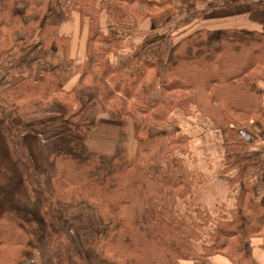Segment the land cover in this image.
I'll list each match as a JSON object with an SVG mask.
<instances>
[{
  "label": "trees",
  "instance_id": "obj_1",
  "mask_svg": "<svg viewBox=\"0 0 264 264\" xmlns=\"http://www.w3.org/2000/svg\"><path fill=\"white\" fill-rule=\"evenodd\" d=\"M214 1L220 2L225 9L238 2ZM60 2L63 3L66 19L59 15V11H52L58 0H0V64L4 57L17 49L23 57L39 49L52 52L63 47L62 42L68 43V38L59 34V27L73 11L89 19L87 45L97 42L112 45L117 41V38L104 36L100 31L99 15L102 11L116 20L104 3L101 2L97 10L96 0ZM195 3L198 4V0ZM210 12L211 9L204 15ZM201 16L203 14L197 17ZM209 33L199 30L176 42L170 54L171 62L165 65L164 81L160 83L155 60L137 56L123 66L109 62L108 58L100 59L103 52L93 46L82 66L66 61L58 71L42 72L38 80L34 71L12 75L11 81L21 79L0 92L4 117L11 121L19 118V112H25L27 108L36 110L42 105H62L64 112L60 118L66 127L64 137H69V151L55 149L48 155L51 167L48 170L38 168L24 137L27 132L35 134L38 130L57 126L43 125L35 131L30 126L21 129L6 124L9 122L0 124V264H25L39 247L36 240L41 236L47 239L53 264H88L69 244V240L51 227L50 220L60 215L61 205H82L91 209V216L99 221L96 227L106 228V234L102 233L103 229L97 230L99 236L92 244L97 249L101 248L99 257L103 261L108 259L112 264H179V261L197 262L216 255L231 262V256L239 253L233 245L247 240L251 243L253 237H257L263 230H258L259 227L264 228V208L256 202H248L244 206L240 204L239 213L234 212L233 219L217 224L210 244L201 252L197 251L194 244L199 240L196 231L200 225L191 217L187 223L183 218L171 216L176 199L174 191L180 189L182 198L191 184L184 177L178 162L169 158V152H164L171 144L162 141L163 137L148 139L150 142L147 145L156 148L153 157L145 160L143 153L139 152L129 163L121 161L117 154L101 155L88 150L85 145L86 136L95 129L93 122L83 118L92 101L99 103L102 110H113L114 106L111 108L109 103L113 101V96H117L120 110L114 109L113 113L118 119L129 116V113L122 114L121 108L146 115L156 107L157 101L152 103L149 100L154 91L163 95L173 90L203 89L211 84L227 83L245 73L253 65V57L264 60V30L248 34L230 29L214 38H208ZM20 42L24 47L18 45ZM91 67L95 68V74L90 71ZM74 71L81 73L76 87L84 82L89 71L94 78L92 85H97L92 90L94 98L85 103L78 95L85 88L71 91L69 94H74V98L70 103L57 100L59 94L67 97L68 93L63 92V88L68 75ZM25 99L29 106L20 104ZM102 102L108 104L103 106ZM157 115H152L154 120L161 121ZM236 136L231 140V149L226 152V166L236 172L235 180L243 181L244 186L249 187L251 182L248 178L242 180L247 175L254 178L260 173L264 181V159L247 156L244 151L250 141L239 132ZM164 158L165 163H162ZM43 170L50 173L49 189L42 181L38 187L32 183L33 179H40ZM243 192L246 193V190ZM12 199L33 201L44 227L41 228L39 221L31 216L22 218L12 206ZM240 210L247 215L244 216ZM262 240L264 248V238Z\"/></svg>",
  "mask_w": 264,
  "mask_h": 264
},
{
  "label": "rangeland",
  "instance_id": "obj_2",
  "mask_svg": "<svg viewBox=\"0 0 264 264\" xmlns=\"http://www.w3.org/2000/svg\"><path fill=\"white\" fill-rule=\"evenodd\" d=\"M100 3L101 0H96L95 8L97 10L100 7ZM62 4L60 0H58V3L54 5L52 11H59V15L63 19H66L67 15L63 13ZM162 10L164 9L162 8ZM127 11H132L135 14L125 16L127 24H129L130 27L139 29V32L130 34L129 39L132 42L140 44L143 38H145L143 42L146 43V45L137 51L132 47L125 48L126 51H124V55H119L117 51L120 48L118 46L100 45L98 44L99 42H97L95 44L92 43L93 45H86V56L89 54L91 46H93L95 50H101L103 52V54L101 53L102 56H100V59L105 60L109 57L106 60L111 59L113 62L123 66L129 61L135 60L137 56L155 60L158 66V83L163 82L165 65L171 62L170 54L176 42L196 32L197 29L203 28L205 25L199 22H195L191 25H188L189 23L181 24L179 22V20L183 18V16H181L177 18V21L173 20L171 27L168 29L159 30V27H157L159 26L158 22L154 25V21L157 17L162 15L163 11H161V9L151 6H137ZM105 14L106 11H102L99 15V27L104 25L105 17L109 18V16L107 14L105 16ZM210 18H213V16ZM83 19L86 21L88 18L85 20L84 17L82 21ZM143 23L144 25H142ZM86 25L89 31V19L86 21ZM230 29L215 30V32H211L207 34V36H209L208 38H214ZM238 31H243V33L248 32V34L253 32L244 30ZM261 31L262 30H260V32ZM18 38L20 39V37ZM63 44L64 46L61 48H53L56 50L54 53L39 49L22 57V55H20V50L17 49L15 52H11L9 56L4 57L0 64V92L21 79L19 77L12 81L10 80L12 75L16 76L20 72L26 73L27 71H34L35 79L38 80L41 77L40 74L44 72V69L58 71L59 68L57 66L63 63L65 64V62L57 64L56 62L48 61L46 64L45 61L49 60V58L55 59L56 56H58V59L61 56L63 61L69 59L72 55L70 39L68 43L62 42V45ZM18 45L21 46V48L24 47L23 42L18 43ZM76 54L78 55L79 53L77 52ZM259 58L258 56L253 57V65L245 71V73L238 75V78H234L227 83L220 82L219 84H211L207 87L204 86L203 89L190 88L189 90H173L163 95H160L159 92L156 91L152 92L149 95V100L152 101V103L157 101L156 107L146 115H139L133 112L132 109L131 112H128V110H123L121 108L122 114L129 113V116L121 115V117L125 116L124 119H118L113 112L114 109L120 110V107L117 105L119 101L117 100V96H113V101L109 103L111 108L114 106L113 110L104 108V110L108 111L106 112L102 110V106L99 103L92 101L83 117L85 120L87 119L95 124V129L86 136V139L90 134L100 129V134L103 137L106 133L108 136L105 137H107L109 141L112 137L115 139L113 142H108V145L104 146H107L110 152L114 150L113 154H117L121 161L125 160L127 163L139 152L143 153L142 156L145 160L155 155L156 148L155 146L150 147L149 144L147 145V143L150 142L148 139L163 137L162 141L171 144L164 149V152H169L167 153L169 158H174V160L178 162L184 172V177L191 184L187 194L182 198L180 189L174 191V197L176 199L174 201V212L171 216L176 219L183 218L187 223L190 222V217L197 221L200 225L196 231L199 240L195 241L196 243L194 245L197 251L200 252L203 247L210 244L211 235L216 232L218 227L217 224H224L233 219L232 215L234 212H238V208L241 207L240 204L244 206L245 203L256 202V204L264 208V181L262 174L258 173L254 178L251 175H247V177L242 180L248 178L251 182L249 187L244 186L243 181L235 180L234 176L236 172L231 171L226 166L227 163L225 160L226 152L231 149V140L237 138V136L235 137L236 132H239L244 138L250 141L248 148L244 151L247 156H250L251 159H264V60L261 61ZM44 64L48 65V68L45 67ZM95 72L96 71H94L93 74H95ZM148 74L152 75L151 72ZM93 82L94 78L89 71L84 82L78 87H74L71 91L85 88L84 91L78 94L81 102L85 103L87 100L94 98L92 90L97 85H92ZM158 83H155V85ZM68 94H66L67 97L62 94L57 95V100L67 101L68 103L72 102L74 94ZM28 103L29 102L25 99L20 104L29 106ZM102 104L104 106L107 105L108 102H102ZM75 108H77V105H75ZM126 109H128V107ZM63 112V106L54 103L47 106L42 105L37 107L36 110L27 108L25 112H19L21 118L18 116L19 118L9 121L2 114L0 107V124L9 122L6 124H10V126L15 128L23 129L25 126H30L37 131L38 128L43 125H48L49 127H58V125L63 126L64 122H62L60 118ZM6 113L8 112L6 111ZM152 115L160 116L161 121L154 120ZM99 124H104L103 126H106L98 129L97 125ZM63 128L66 127L63 126ZM55 130H57L55 127H51L38 130L35 134L27 132L24 137V141L30 150L32 160L34 159V161H36V165L35 163L34 165L38 168L48 170V168L51 167L48 163V155L55 151V149L63 148L69 151L67 148V140L69 137H64L65 133L61 131L62 128L58 129L61 133L53 135L52 132ZM104 130L106 131L104 132ZM39 135L40 137L43 135L48 137V140L42 143L41 139L38 137ZM51 136L53 139H50ZM53 136H57V139ZM59 136L62 137V139H58ZM127 144H130L129 147H127ZM33 148L35 150H33ZM164 160L165 158L161 160L162 163H165ZM106 161L108 162V169H110V159L107 157ZM162 172L163 174L166 173L165 168H163ZM49 174L48 171L46 172L43 170L40 179L32 180L33 185L38 187L39 182L42 181L45 187L49 189ZM236 181L237 183H235ZM243 186L244 189L242 188ZM244 190H246V193L243 192ZM34 204L35 203L30 201V199L24 202L12 199V206L18 211L22 218L27 219L31 216L38 220L39 225L43 228L44 223L36 212ZM60 211L61 213L57 218L50 220L51 227L61 232V235L69 240V244L83 259L87 260L88 264H112L108 259L103 261L101 257H99L101 248L97 249V247H94L92 244L99 236L97 233L99 228L96 227L99 221H95L91 216V209L87 207L84 208L82 205H61ZM240 211L242 214L244 213V216L247 215L242 210ZM167 212H169V210ZM261 228L263 230H261ZM100 229H103L101 230L104 231L102 233L106 234V228H104V226ZM258 230L261 231L256 235V238L262 240L264 238V228L259 227ZM36 242L39 247L36 248L34 255L28 260L29 262H27L31 264H53L54 261L50 256L47 239L41 236L37 238ZM250 244L251 243L247 240L244 243L233 245L232 247L238 249L239 253L233 254L231 256L233 261L231 260V262H229L231 264H255L250 256ZM108 258H110V256ZM210 258L204 260L199 259L197 262L196 260H185L179 261L178 263L215 264L212 263V259L210 260Z\"/></svg>",
  "mask_w": 264,
  "mask_h": 264
},
{
  "label": "crops",
  "instance_id": "obj_3",
  "mask_svg": "<svg viewBox=\"0 0 264 264\" xmlns=\"http://www.w3.org/2000/svg\"><path fill=\"white\" fill-rule=\"evenodd\" d=\"M234 1L238 2L231 4L228 8L225 9L222 7V5H220V2L214 0H198V4L195 3V0H101L102 3L108 6L109 10L112 12L116 20L114 21L112 18L105 17L104 25L100 26V31L104 36L117 38V41L112 45L118 46L120 48L117 51L119 55H124V51H126L125 48L132 47L136 49L135 51H137L141 47L145 46L146 43L143 42L145 38H143V41L140 44L132 42L129 39V35L139 32V29L130 27V25L127 24L125 20L126 15H135L134 12H129L127 10H130L137 6H151L163 11L162 15L160 17H157V19H155L154 21V25H156V23L158 22L159 26L157 27H159V30L168 29L169 27H171V23L173 22V20L177 21V18L181 16H183V18L179 20L181 24L189 23L188 25H191L195 22H199L205 25L203 28H199L196 31L205 30L211 33L215 32V30L230 28L235 30L253 32H260V30H264V0H230L229 2L231 3ZM162 8L164 10H162ZM210 9L211 12L204 15V12ZM199 14H203V16L198 18L197 16ZM211 16H213V18H210ZM86 19L87 18L85 17V20ZM83 21L80 13L78 11H73L71 13V16L65 22L61 23L59 27V34L67 37L68 40L70 39L72 55L66 61L74 62V66H82L83 63L87 60L85 48L88 42L89 31L86 25V21ZM142 25H144V23ZM52 52L54 53V51ZM77 52L79 53L78 55L76 54ZM48 61H53L57 64L66 62L63 61V58L61 56L59 59L58 56H56L55 59L49 58V60L45 61L46 64L48 63ZM108 61L113 62V60L111 59H109ZM46 64H44V66L48 68V65ZM63 64L57 67L60 68L63 66ZM47 70L48 69H44L43 71ZM90 71L94 72L96 70L94 67H91ZM80 76V71H74L73 74H69L67 80L65 81L63 92L70 93L71 90L78 84ZM103 125L104 124L97 125L98 129L100 127L106 126ZM59 128H62L61 131L65 130L62 125H58V127L55 128L57 130L52 132L53 135H58L59 133H61L58 130ZM105 131L106 130H104V132ZM100 135L101 134L99 129L98 131L90 134L88 138L85 139V145L87 149L101 155L113 154L114 150L110 152V149H107V146H104L108 144H103L104 141H101L102 138L100 137ZM105 136L108 135L105 133ZM38 137L41 139L42 143L43 141L48 140V137L44 135L41 137L39 135ZM50 139H53L52 136ZM114 140L115 139L112 137L108 142L111 143ZM129 145L127 144V147H129ZM33 150L35 149L33 148ZM34 163L36 165V161H34ZM262 242L263 241L259 238H253L251 240V244L249 245L250 256L255 264H264V248H262ZM218 257L221 261L218 259ZM222 259L226 260V262L222 261ZM210 260L215 264H231L226 258L221 256L210 258ZM28 262L25 264H31ZM184 264H187V262H184Z\"/></svg>",
  "mask_w": 264,
  "mask_h": 264
},
{
  "label": "bare ground",
  "instance_id": "obj_4",
  "mask_svg": "<svg viewBox=\"0 0 264 264\" xmlns=\"http://www.w3.org/2000/svg\"><path fill=\"white\" fill-rule=\"evenodd\" d=\"M100 137L102 138L101 141H104L103 144H107V143H108L109 139H108L107 137H105V136L103 137V136H101V135H100ZM97 138H98V135H97ZM218 259L220 260L219 257H218ZM220 261H221V260H220ZM222 261L226 262V260H224V259H222Z\"/></svg>",
  "mask_w": 264,
  "mask_h": 264
}]
</instances>
